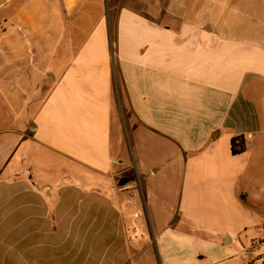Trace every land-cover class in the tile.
<instances>
[{
	"label": "crops",
	"instance_id": "crops-1",
	"mask_svg": "<svg viewBox=\"0 0 264 264\" xmlns=\"http://www.w3.org/2000/svg\"><path fill=\"white\" fill-rule=\"evenodd\" d=\"M0 20L6 117L34 115L18 152L0 141V264H138L152 242L161 264H264V0H0ZM118 81L159 156L136 190L113 149ZM157 174L173 191L151 224Z\"/></svg>",
	"mask_w": 264,
	"mask_h": 264
},
{
	"label": "rangeland",
	"instance_id": "rangeland-1",
	"mask_svg": "<svg viewBox=\"0 0 264 264\" xmlns=\"http://www.w3.org/2000/svg\"><path fill=\"white\" fill-rule=\"evenodd\" d=\"M0 24H2V21L0 20ZM49 89V84L44 85V87H41V95L44 96ZM125 99L123 97V93L121 91V81H118V87L116 94L113 99V107H114V127L115 130L113 131V149L122 151L121 154H123V158L126 160H130V162L126 163L125 166L120 167V185L126 187L125 190L133 189L136 190L140 188L138 186L139 182L137 183L136 177L139 176V170L150 169L152 168L155 163L156 159L159 158L157 155V150L155 145L150 141L147 140L142 133V130H139V122L135 119V116L132 115L126 107L124 106ZM35 111V110H33ZM33 112L25 113L23 116H16L14 114H8L6 117L5 114V104L4 102H1L0 100V141L7 140L10 144V148H14L16 152L19 150V143L21 139L23 140L25 136H23V132L21 133H14V131H19L18 129L26 128L27 125H29L30 120L33 118ZM31 123V122H30ZM29 133L26 132V135ZM139 136V137H137ZM137 138L139 140H137ZM137 142L139 144V148L137 146ZM19 145V146H18ZM9 148V144L7 146V155L11 151ZM1 156L3 157V152L1 153ZM129 156V157H128ZM46 157V156H45ZM2 162V158L0 159V164ZM20 166V165H19ZM157 168L156 166H154ZM10 171V169L8 170ZM72 171L75 175H85L88 177L90 174H87V171L85 169H79V168H72ZM136 175V176H135ZM148 185L155 191V195L157 200L155 202L154 207H150L151 204L148 200L144 199V203L140 205V214H146L148 217V220L151 224L154 223V217L152 216L154 213L152 212L154 209L158 211V216L162 218V215L167 210V198L170 195V192L172 190V182L169 180V178L165 177V175L157 174L154 178H151L148 181ZM175 187V186H174ZM143 182L141 185V191L138 192L136 197H140V194L143 193ZM126 197L129 196V194H125ZM169 204V203H168ZM139 208V207H138ZM134 212L135 216L139 211L137 209H134L130 211L132 214ZM162 212V214H160ZM167 215V214H166ZM166 217V216H165ZM165 219V218H164ZM144 226H139L138 222L135 226H132L133 230L132 236L135 238L136 245L137 246H146L147 243L143 241L141 242L140 237L143 235H148L149 233V227L146 225V221L143 220ZM141 227V228H139ZM199 237L202 238V235L199 234ZM199 238V239H200ZM149 250L148 253L145 254V257H143L140 261H138V264H161V260L159 258V252L155 248L153 242L149 244ZM235 246V245H234ZM233 246V247H234ZM196 251L199 253L198 256L205 257L208 253H210L212 250L210 246L203 242V239H200L198 243L196 244ZM222 253H218V256H222ZM257 259L252 258L250 261H245L244 258L241 256H238L235 260H233L229 264H254ZM196 264H210L209 259L203 258L198 261H196Z\"/></svg>",
	"mask_w": 264,
	"mask_h": 264
},
{
	"label": "trees",
	"instance_id": "trees-1",
	"mask_svg": "<svg viewBox=\"0 0 264 264\" xmlns=\"http://www.w3.org/2000/svg\"><path fill=\"white\" fill-rule=\"evenodd\" d=\"M231 149L234 155L241 154L246 151V142L244 136H235L231 140Z\"/></svg>",
	"mask_w": 264,
	"mask_h": 264
},
{
	"label": "built area",
	"instance_id": "built-area-1",
	"mask_svg": "<svg viewBox=\"0 0 264 264\" xmlns=\"http://www.w3.org/2000/svg\"><path fill=\"white\" fill-rule=\"evenodd\" d=\"M257 248H263L264 249V241H254L252 243V249H257Z\"/></svg>",
	"mask_w": 264,
	"mask_h": 264
},
{
	"label": "water",
	"instance_id": "water-1",
	"mask_svg": "<svg viewBox=\"0 0 264 264\" xmlns=\"http://www.w3.org/2000/svg\"><path fill=\"white\" fill-rule=\"evenodd\" d=\"M230 242H231V241H230V239L228 238V240L226 241V244H230Z\"/></svg>",
	"mask_w": 264,
	"mask_h": 264
}]
</instances>
